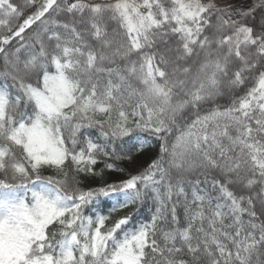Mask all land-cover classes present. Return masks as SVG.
Segmentation results:
<instances>
[{"label":"snow or ice","instance_id":"obj_1","mask_svg":"<svg viewBox=\"0 0 264 264\" xmlns=\"http://www.w3.org/2000/svg\"><path fill=\"white\" fill-rule=\"evenodd\" d=\"M0 264H264V0H0Z\"/></svg>","mask_w":264,"mask_h":264}]
</instances>
